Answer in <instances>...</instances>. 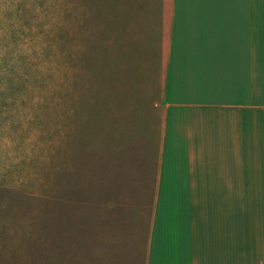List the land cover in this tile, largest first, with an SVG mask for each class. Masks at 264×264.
<instances>
[{
  "label": "rangeland",
  "instance_id": "374dc122",
  "mask_svg": "<svg viewBox=\"0 0 264 264\" xmlns=\"http://www.w3.org/2000/svg\"><path fill=\"white\" fill-rule=\"evenodd\" d=\"M161 2L17 5L23 27L12 54L28 62L11 94L39 131L31 163L0 174V264H83L82 249L95 260L94 246L112 233L122 263L135 264L131 241L136 224L151 221L165 105L181 93L175 86L165 99ZM6 107L15 100L0 99Z\"/></svg>",
  "mask_w": 264,
  "mask_h": 264
},
{
  "label": "crops",
  "instance_id": "0c3cea01",
  "mask_svg": "<svg viewBox=\"0 0 264 264\" xmlns=\"http://www.w3.org/2000/svg\"><path fill=\"white\" fill-rule=\"evenodd\" d=\"M162 1L165 99L181 93L165 105L133 261L264 264V0ZM112 238L83 264H123Z\"/></svg>",
  "mask_w": 264,
  "mask_h": 264
},
{
  "label": "clouds",
  "instance_id": "9594fccd",
  "mask_svg": "<svg viewBox=\"0 0 264 264\" xmlns=\"http://www.w3.org/2000/svg\"><path fill=\"white\" fill-rule=\"evenodd\" d=\"M22 2L32 11L33 0H0V99L7 105H12L15 100V107L0 108V174H8L31 163L38 142L32 135L39 130L30 126L34 116L21 119L17 97L11 94L15 83L13 73L21 62L19 56L12 54L11 38L14 31L23 27L17 12V5Z\"/></svg>",
  "mask_w": 264,
  "mask_h": 264
},
{
  "label": "trees",
  "instance_id": "16d2710c",
  "mask_svg": "<svg viewBox=\"0 0 264 264\" xmlns=\"http://www.w3.org/2000/svg\"><path fill=\"white\" fill-rule=\"evenodd\" d=\"M16 55L20 57V60L24 58V60H26L28 62V57H25V54H23V55L16 54ZM23 64H24V62H23ZM19 76H20L19 72L16 71L15 73H13L14 80L20 79Z\"/></svg>",
  "mask_w": 264,
  "mask_h": 264
}]
</instances>
